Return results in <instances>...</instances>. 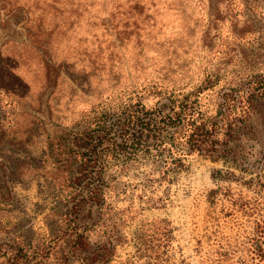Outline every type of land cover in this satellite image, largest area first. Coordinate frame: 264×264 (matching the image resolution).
Listing matches in <instances>:
<instances>
[{"label":"rangeland","instance_id":"374dc122","mask_svg":"<svg viewBox=\"0 0 264 264\" xmlns=\"http://www.w3.org/2000/svg\"><path fill=\"white\" fill-rule=\"evenodd\" d=\"M252 74L264 0H0V264H264V100L212 158L167 133L118 151L116 126L96 131L101 206L80 201L67 167L69 138L100 109L210 77L215 115Z\"/></svg>","mask_w":264,"mask_h":264},{"label":"trees","instance_id":"16d2710c","mask_svg":"<svg viewBox=\"0 0 264 264\" xmlns=\"http://www.w3.org/2000/svg\"><path fill=\"white\" fill-rule=\"evenodd\" d=\"M210 84L211 79L207 77L199 88L186 93L180 88L157 82L143 90L155 96L156 101L149 107L141 99L133 97L100 109L94 128L89 127L69 138L67 167L78 163L75 167L77 175L72 178V188L73 192L81 196L80 201L97 206L104 202L106 181L97 169L102 156L97 149L100 138L95 137V132L101 129L112 131L116 126L115 133H120L116 144L118 151L129 147L139 151L161 147L164 145L165 133L181 149L206 158H212L221 145L229 146L235 138L237 127L250 119L256 103L264 100V75L252 74L243 83L244 89L225 91L215 115L204 110L201 103V95ZM111 117L114 121L108 126L107 121ZM171 161L181 164L180 159ZM78 237L82 246V236ZM256 251L264 263L263 235L258 237Z\"/></svg>","mask_w":264,"mask_h":264}]
</instances>
